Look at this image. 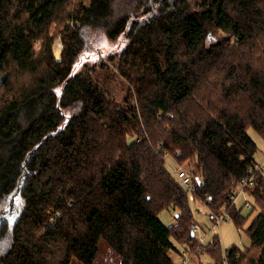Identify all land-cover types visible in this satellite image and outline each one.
Here are the masks:
<instances>
[{
	"label": "trees",
	"instance_id": "obj_1",
	"mask_svg": "<svg viewBox=\"0 0 264 264\" xmlns=\"http://www.w3.org/2000/svg\"><path fill=\"white\" fill-rule=\"evenodd\" d=\"M100 36L123 45L75 71ZM250 129L264 138V0H0V264H94L102 240L118 264H180L170 252L199 244L192 198L251 239L215 233L198 264H264ZM252 176L250 207L231 204Z\"/></svg>",
	"mask_w": 264,
	"mask_h": 264
},
{
	"label": "rangeland",
	"instance_id": "obj_2",
	"mask_svg": "<svg viewBox=\"0 0 264 264\" xmlns=\"http://www.w3.org/2000/svg\"><path fill=\"white\" fill-rule=\"evenodd\" d=\"M121 39L122 38H119V40H116V41H112L105 36H100L96 45L92 49L88 50L81 57L80 62L75 67V71L81 70L85 65L92 66L95 63H97L98 61H100L101 56H104V55L106 56L110 52H116V51L120 50V48L123 45ZM58 42L60 44V40H58ZM56 51H57V53H59L58 48L56 49ZM97 67L99 68V66H97ZM101 82H102V84H100L99 87L103 90H107L110 95L114 96L116 101H117V104L119 103L121 105V109H127L131 105H137L138 104L136 97L133 96V92H132V90L130 88V84L128 82H126L124 80L113 81V82H111V85H110L108 79L106 78V75H104L102 77ZM249 133L251 134V136L255 139V141L258 144V151L256 153L257 160H258V162L263 164L264 163V138L261 135H259L253 129H250ZM161 146H162V143H161ZM164 155L168 161V165L170 168L175 170L177 167H179L177 165V163H175V161L172 159V157L170 156V154L168 152H166ZM188 169H186V170H188ZM262 170L264 172V165L262 166ZM173 173H174V171H173ZM254 184L250 183L247 188L246 187L244 188L245 190H243L242 192H240L239 194L236 195V193H234V190L237 188L236 190L239 192V190L242 189L241 182H240V184L237 185L238 187L236 186L235 189L231 193V201L233 202L232 204L237 203V205H242L243 202H245V201L247 202V199L250 198L248 188ZM239 186H241V187L239 188ZM191 205H192V208H193V211L195 214V220H197L200 223V225L203 229L199 232V234H202V232H203V235L205 236V241H206L205 244H207L210 241L211 237L214 235V233H216L220 236L222 243L225 247H229L233 244H236V245L244 248L245 246L250 245V243H251L250 237L243 230H239L236 227L230 213H227V211H224L222 213L211 212L209 209V206L204 201H202L200 199L192 198L191 199ZM247 209H249L248 206H247ZM247 209H246V212H249L250 210H247ZM7 212H8V210H7ZM175 212L176 211H174V210H172V211L165 210L160 214V218L164 222L170 223L171 217L174 219V213ZM211 213L215 214L213 216L215 218H213L211 216L212 215ZM217 214H218V216L221 217L220 222H218L216 219ZM195 236L198 238V235H195ZM197 246H199V247H197ZM197 246H195V248H193L192 250L189 249V253L199 254L200 251H197L199 249V250H201V252L202 251L204 252V256H207L206 251L203 250L204 245H202L203 247L201 245H197ZM170 254L173 257V259H175V261H177V262L179 261L181 263L182 254H177L175 251H171ZM119 260L120 259H119L118 255L116 254V252L114 251V249L105 240H102L101 241V249H100V252L97 256V260L95 261L94 264H118L120 262ZM198 262H199V260H197V262H196V261H194V259H192L189 264H196V263L198 264ZM73 264H81V263L75 262Z\"/></svg>",
	"mask_w": 264,
	"mask_h": 264
},
{
	"label": "built area",
	"instance_id": "obj_3",
	"mask_svg": "<svg viewBox=\"0 0 264 264\" xmlns=\"http://www.w3.org/2000/svg\"><path fill=\"white\" fill-rule=\"evenodd\" d=\"M262 165H264V163L257 167V169L254 171L253 175L255 173H257L258 171L262 170ZM173 171H174L175 176L178 178V180H180L182 182V184H184L190 191H192V187H191L192 177H191L189 171H187L185 168L184 169L183 168H176ZM250 183L251 184L255 183L253 176L250 178L243 179L241 182L242 189L239 190V192L235 189L234 193H236V195L239 194L240 192H242L244 190L245 186L248 187ZM190 196L192 198V195H190ZM232 203L233 202L231 201V204ZM247 205L250 206V202L248 201V199H247ZM216 219L218 222H220L221 217L217 215ZM191 227H192V231H194L195 235H198V238H199V244L198 245L205 244L206 241H205V236L203 235V232H202V234H199V232L201 230H203L200 223L194 219L191 221ZM197 247H199V246H197ZM192 259H194V261L197 262L198 254L189 253L188 248L182 249V261L180 264H189Z\"/></svg>",
	"mask_w": 264,
	"mask_h": 264
},
{
	"label": "water",
	"instance_id": "obj_4",
	"mask_svg": "<svg viewBox=\"0 0 264 264\" xmlns=\"http://www.w3.org/2000/svg\"><path fill=\"white\" fill-rule=\"evenodd\" d=\"M21 190V187L12 194V197L9 201V209H8V212L4 215V218L5 219H8L10 217H12L14 215V212L16 211L17 209V205L15 204V198H16V195L20 192ZM192 234L195 235L194 231H192Z\"/></svg>",
	"mask_w": 264,
	"mask_h": 264
},
{
	"label": "bare ground",
	"instance_id": "obj_5",
	"mask_svg": "<svg viewBox=\"0 0 264 264\" xmlns=\"http://www.w3.org/2000/svg\"><path fill=\"white\" fill-rule=\"evenodd\" d=\"M167 156H168V155H167ZM179 165H180V164H179ZM179 167H180V166H179ZM186 167H187V166H186ZM253 169H254V167H253ZM256 169H257V168H256ZM254 170H255V169H254ZM187 171H188V170H187ZM250 171H252V170H250ZM189 173H190V171H189ZM250 173H251V172H250ZM250 173H249V174H250ZM257 173H258V172H257ZM260 173H263V172L260 171ZM190 175H191V173H190ZM252 175H253V174H252ZM255 175H256V173H255ZM259 175H260V174H259ZM259 175H258L257 177H259ZM247 176H248V175H247ZM253 176H254V175H253ZM255 177H256V176H255ZM243 178H244V177H243ZM246 178H247V177H246ZM241 180H242V179H241ZM241 180H240V181H241ZM257 180H258V179H257ZM256 183H257V182H256ZM239 184H240V183H239ZM253 184H254V183H253ZM237 187H238V186H237ZM240 187H241V186H239V188H240ZM245 187H246V186H245ZM246 188H247V187H246ZM249 188H250V187H249ZM234 189H235V188H234ZM234 189H233V190H234ZM236 189H237V188H236ZM244 190H245V189H244ZM245 193H246V192H245ZM6 207H7V206H6ZM249 207H250V206H249ZM252 207H253V205H252ZM252 207H251V208H252ZM215 212H216V211H215ZM218 212L220 213V211H218ZM0 213H1V212H0ZM2 213H3V212H2ZM227 213H228V212H227ZM230 213H231V212H230ZM3 214H4V213H3ZM4 215H5V214H4ZM217 215H218V214H217ZM228 216H229V215H228ZM228 216H227V217H228ZM213 218H214V217H213ZM223 219H224V218H223ZM215 222H216V221H215ZM217 223H218V222H217ZM190 224H191V223H190ZM212 225H213V224H212ZM212 225H211V226H212ZM211 226H210V227H211ZM207 231H208V230H207ZM213 231H214V230H213ZM213 231H212V232H213ZM208 232H209V231H208ZM206 233H207V232H206ZM214 234H215V233H214ZM213 236H214V235H213ZM217 238H218V237H217ZM196 239H198V238H196ZM198 241H199V240H198ZM210 242H211V241H210ZM219 242H220V241H219ZM196 243H197V242H196ZM198 243H199V242H198ZM220 244H221V242H220ZM201 246H202V245H201ZM205 246H206V245H205ZM205 246H204V247H205ZM190 247H192V246H190ZM202 247H203V246H202ZM193 248H194V247H193ZM209 248H210V247H209ZM190 249H191V248H190ZM204 249H206V248H204ZM204 249H203V250H204ZM211 249H212V248H211ZM216 249H217V248H216ZM191 250H192V249H191ZM191 250H190V251H191ZM194 250H195V249H194ZM197 251H200V253H201V250L198 249ZM211 251H212V250H211ZM202 252H203V251H202ZM214 252H215V250L213 251V253H214ZM216 252H217V251H216ZM216 252H215V253H216ZM195 253H196V252H195ZM197 253H198V252H197ZM179 254H180V253H179ZM201 254H202V253H201ZM226 254H227V253H226ZM198 255H199V254H198ZM202 255H203V254H202ZM206 255H207V254H206ZM198 257H200V256H198ZM207 257H208V255H207ZM227 257H228V256H227ZM210 260H211V259H210ZM212 260H213V259H212ZM178 262H179V261H178ZM199 262L201 263V261H199ZM179 263H180V262H179ZM196 264H197V263H196ZM228 264H229V263H228Z\"/></svg>",
	"mask_w": 264,
	"mask_h": 264
}]
</instances>
